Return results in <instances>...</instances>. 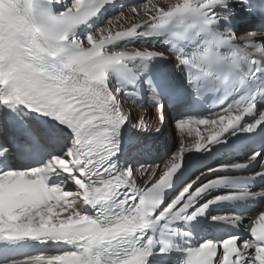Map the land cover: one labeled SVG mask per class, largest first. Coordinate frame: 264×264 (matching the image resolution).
I'll list each match as a JSON object with an SVG mask.
<instances>
[{"label": "snow or ice", "instance_id": "6c2138e0", "mask_svg": "<svg viewBox=\"0 0 264 264\" xmlns=\"http://www.w3.org/2000/svg\"><path fill=\"white\" fill-rule=\"evenodd\" d=\"M115 5L0 0V264H264V0Z\"/></svg>", "mask_w": 264, "mask_h": 264}, {"label": "bare ground", "instance_id": "6f19581e", "mask_svg": "<svg viewBox=\"0 0 264 264\" xmlns=\"http://www.w3.org/2000/svg\"><path fill=\"white\" fill-rule=\"evenodd\" d=\"M136 2H137L136 0H127L126 3L120 4L118 7H116L115 11L110 9V11H112V12L109 15H114L116 12L126 9L127 6H129L133 3H136ZM121 5H123L124 7L122 8ZM110 11H108V12H110ZM174 115H175V113H170L169 114V120H170V117H172ZM168 125L170 126V128H169L170 131L168 130ZM168 125H167V127L161 129L160 133L143 134V136L140 138V142L138 144L128 146L126 149L125 155L121 159V163L124 162V159H128L129 162H135V163H152V162L159 163L163 160H166L168 158V156L171 155L172 152L176 151V148H177V146L174 148V146L172 145V142H171L172 138H174L172 136V134H173L172 130L174 132L173 125H172V123L168 124ZM191 139H194V138H191ZM191 139L189 142H191ZM122 146H124L123 139H122ZM154 154H156V155H154ZM163 154H165V155H163ZM203 154L204 153H188L187 154L186 161H188L191 164V172L189 175H198L199 174L198 168L202 165H206L208 163V161L210 160V158H212L211 157L212 155H210L208 157H202ZM216 156L217 155H215V157ZM193 157L196 158V161L194 163L192 161ZM176 187H178L177 184L175 185V188ZM257 190H259V189H257ZM170 194H172V193H170L168 191L165 195V198L166 199L169 198ZM259 203H260V205L264 204V200H260ZM259 206L252 213H249V215L258 214L255 212L259 210ZM197 228L198 229H205V228H207V224L199 225ZM242 234L246 235V233H242ZM196 239L199 240L200 238L197 236ZM174 256L175 255H173L170 258H173ZM170 258H167V259L160 258V259H158L157 263H162L163 261H166Z\"/></svg>", "mask_w": 264, "mask_h": 264}, {"label": "rangeland", "instance_id": "374dc122", "mask_svg": "<svg viewBox=\"0 0 264 264\" xmlns=\"http://www.w3.org/2000/svg\"><path fill=\"white\" fill-rule=\"evenodd\" d=\"M126 1L127 0H116V5H115V7H112V8H110L111 10H113V11H115V8L116 7H118L120 4H124V3H126ZM137 1V0H136ZM110 9H109V11H110ZM112 11H110V12H108L106 15H109L110 13H111ZM171 118H170V120H169V124H171ZM169 128H170V126L168 125V130H169ZM170 131V130H169ZM172 136L174 137V138H172V145L174 146V148L177 146V140H176V135H175V130H174V132H173V130H172ZM171 134V133H170ZM163 153V152H162ZM161 153V154H162ZM154 155H156V154H154ZM163 155H165V154H163Z\"/></svg>", "mask_w": 264, "mask_h": 264}]
</instances>
